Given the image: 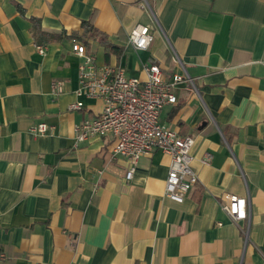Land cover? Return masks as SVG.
Returning <instances> with one entry per match:
<instances>
[{"label": "crops", "instance_id": "crops-1", "mask_svg": "<svg viewBox=\"0 0 264 264\" xmlns=\"http://www.w3.org/2000/svg\"><path fill=\"white\" fill-rule=\"evenodd\" d=\"M83 20L97 64L189 77L159 115L194 138L198 180L182 202L164 195V151L126 180L110 138L74 145L104 104L75 93ZM35 24L57 36L44 54ZM136 24L153 33L147 49L127 42ZM38 122L49 128L33 135ZM225 193L247 198L245 219L220 208ZM0 264H264V0H0Z\"/></svg>", "mask_w": 264, "mask_h": 264}, {"label": "built area", "instance_id": "built-area-1", "mask_svg": "<svg viewBox=\"0 0 264 264\" xmlns=\"http://www.w3.org/2000/svg\"><path fill=\"white\" fill-rule=\"evenodd\" d=\"M153 40V33L146 24H136L128 33L127 42L135 49L144 50ZM36 50L44 54L45 45L36 43ZM71 51L79 58L78 86L76 95L103 99L102 109L90 118L74 126V145L93 137L110 138L112 156H123L128 161L124 178L130 180L138 160L153 150H162L169 155L164 195L182 202L196 184L198 177L191 166V148L194 138L183 135L177 129L160 122L162 108L176 103L177 84L188 81L185 73L164 76L156 63L144 67L145 79L126 76L122 69L111 64H97L95 56L82 41L71 40ZM64 80L51 82L54 94L63 91ZM81 101L68 105V109H80ZM49 126L38 122L29 127L33 135H42ZM209 153L200 159L207 164ZM220 208L234 222L247 216V198L225 193Z\"/></svg>", "mask_w": 264, "mask_h": 264}, {"label": "trees", "instance_id": "trees-1", "mask_svg": "<svg viewBox=\"0 0 264 264\" xmlns=\"http://www.w3.org/2000/svg\"><path fill=\"white\" fill-rule=\"evenodd\" d=\"M81 31L72 32L70 36L80 39L85 46H87V39L92 35L94 28L90 20H83L81 22ZM34 41L36 43H45L47 41L55 39L57 36L52 33L44 32L40 30L37 25L33 26Z\"/></svg>", "mask_w": 264, "mask_h": 264}]
</instances>
